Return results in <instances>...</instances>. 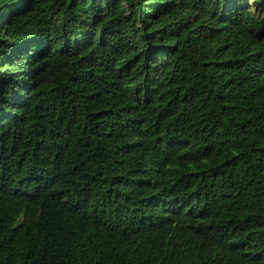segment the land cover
Segmentation results:
<instances>
[{"label": "trees", "instance_id": "obj_1", "mask_svg": "<svg viewBox=\"0 0 264 264\" xmlns=\"http://www.w3.org/2000/svg\"><path fill=\"white\" fill-rule=\"evenodd\" d=\"M0 264H264V0H0Z\"/></svg>", "mask_w": 264, "mask_h": 264}]
</instances>
